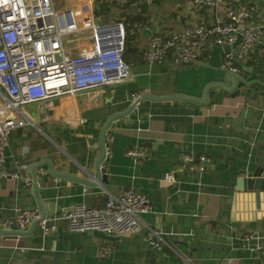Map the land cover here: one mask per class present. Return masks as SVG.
<instances>
[{"label":"crops","instance_id":"1","mask_svg":"<svg viewBox=\"0 0 264 264\" xmlns=\"http://www.w3.org/2000/svg\"><path fill=\"white\" fill-rule=\"evenodd\" d=\"M224 4L264 13V0ZM142 6L139 49L152 34L167 36L200 20L211 22L223 9L198 10L191 0ZM135 11L136 6L129 10ZM106 17L125 18L115 10ZM88 34L75 35V44L65 37L63 45L76 53L89 44ZM221 60L218 46L191 64L168 58L149 65L141 58L129 64L132 80L26 105L29 123L10 131L4 167L27 162L32 184L0 178V264H264V206L237 198L234 207L230 186L241 167H264V44L251 50L237 75L221 69ZM132 92L146 97L107 126L103 157V128L130 106ZM137 147L145 148V155H126ZM199 155L209 158L204 172L192 169L191 159ZM169 171L175 182L163 179ZM127 189L146 195L151 206L133 235L72 232L56 217L73 204L101 206ZM16 207L40 209L56 231L43 236L35 225L10 237L3 223L14 218Z\"/></svg>","mask_w":264,"mask_h":264},{"label":"built area","instance_id":"2","mask_svg":"<svg viewBox=\"0 0 264 264\" xmlns=\"http://www.w3.org/2000/svg\"><path fill=\"white\" fill-rule=\"evenodd\" d=\"M92 1L88 3L92 4ZM144 1L151 4L155 0ZM224 1L191 0L198 10L215 11L225 5ZM115 24L96 23L87 2L79 4L77 9H56L54 0H0V178L17 177L27 186L32 184L27 174L30 166L27 162L14 160L13 168L4 167L10 131L29 123L24 113L26 105L134 78L130 65L122 59L124 22ZM134 26L141 24L134 23ZM85 30L89 32L85 38L89 43L87 47L73 53L63 45L65 35L70 36V42H76L79 38L75 35ZM259 44H264V13L255 6L234 8L225 5L211 22L200 20L166 37L153 34L144 59L149 65L168 58L176 64H191L198 61L205 50L218 46L222 49L220 68L237 75L241 71L240 63ZM109 73L113 74L108 76ZM141 96L139 92H132L130 99L134 102ZM110 138L106 136L105 139ZM145 153L143 147L126 151L132 158ZM107 154L104 141L103 157ZM191 160L194 162L192 169L207 170L209 158L205 155ZM104 166L101 164L100 167L103 169ZM163 179L176 181L172 171L166 172ZM150 208L146 195L127 189L109 195L101 206L73 204L60 209L56 217L65 219L72 232L97 231L123 236L140 230V215L149 212ZM15 212L13 219L4 221L5 227L23 232L36 225L43 236L56 231L55 225L49 223L50 218L38 208L16 207ZM157 242H161V237L153 244Z\"/></svg>","mask_w":264,"mask_h":264},{"label":"water","instance_id":"3","mask_svg":"<svg viewBox=\"0 0 264 264\" xmlns=\"http://www.w3.org/2000/svg\"><path fill=\"white\" fill-rule=\"evenodd\" d=\"M114 25L116 26V24H114ZM116 30H118V28H116ZM68 36L69 35H65L64 38L68 37ZM120 39H121V37L119 36L118 40H120ZM145 97H146V95L141 96L139 99L132 102L130 104V106L125 111L116 113L108 119V121L106 122V124L103 128L102 135H101V142H102V146H103V156H104V135H105V131H106L107 126L115 118L128 115L132 110H134L136 108V104L138 105L139 101ZM101 159H102V157L98 161L97 169H99V163H100ZM33 169H35V166L33 167ZM102 178L104 181L106 180L105 175H103ZM230 186H232L234 188V191H235V193L233 194V199H232L234 207H235V202H236L237 198H238V201L239 200L248 201L251 199L256 208L264 206V203L263 202L261 203V198H262V200H264V167H256L253 170L250 169L249 166L241 167L237 172L235 180L232 183H230ZM249 194H250V196H249ZM28 232H30V231L19 232L15 229H11V231H10L11 236L10 237L17 238L18 235H22V234L28 233Z\"/></svg>","mask_w":264,"mask_h":264},{"label":"trees","instance_id":"4","mask_svg":"<svg viewBox=\"0 0 264 264\" xmlns=\"http://www.w3.org/2000/svg\"><path fill=\"white\" fill-rule=\"evenodd\" d=\"M145 3L146 2L144 0H127V2L124 4L110 3L105 0H97L95 4L94 16L96 19H98V17L102 18L103 16H104L103 19H106V16L109 15L110 12H114V10L116 11V13H118L120 17L121 16L125 17L124 20L119 19V18L116 20L124 22V25H125L122 59L126 64H132L134 62H139L141 58L144 59V52L146 48L139 49V47L137 46V38H136L137 30H138V27L140 26L133 27V25L134 23L141 24L145 22V19H144L145 17L142 16V13L146 9V7L142 6V4H145ZM132 6L133 7L136 6V11L134 13L129 12ZM138 8L141 11H138ZM176 30L178 31L179 29H176ZM150 37L148 39V43H149Z\"/></svg>","mask_w":264,"mask_h":264},{"label":"rangeland","instance_id":"5","mask_svg":"<svg viewBox=\"0 0 264 264\" xmlns=\"http://www.w3.org/2000/svg\"><path fill=\"white\" fill-rule=\"evenodd\" d=\"M88 1L91 0H54V7L56 9H77L79 7V4L87 2V5L89 7H92V14L94 16V8L97 0L92 1V4L88 3ZM86 7V6H84ZM95 17V16H94ZM104 17H98L99 23H117L118 21L114 17H106V19H103ZM120 22V21H119ZM87 34V33H86ZM84 34V35H86ZM75 44V42H73ZM29 109V107H27Z\"/></svg>","mask_w":264,"mask_h":264}]
</instances>
